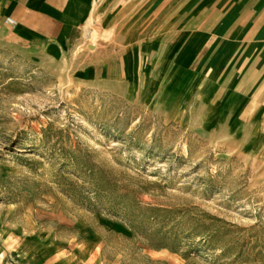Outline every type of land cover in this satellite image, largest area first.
Wrapping results in <instances>:
<instances>
[{"label":"rangeland","instance_id":"1","mask_svg":"<svg viewBox=\"0 0 264 264\" xmlns=\"http://www.w3.org/2000/svg\"><path fill=\"white\" fill-rule=\"evenodd\" d=\"M99 32L50 57L0 21V220L86 264H264L255 83L213 59V35L177 65L120 52L86 76L81 57L122 37Z\"/></svg>","mask_w":264,"mask_h":264},{"label":"crops","instance_id":"2","mask_svg":"<svg viewBox=\"0 0 264 264\" xmlns=\"http://www.w3.org/2000/svg\"><path fill=\"white\" fill-rule=\"evenodd\" d=\"M7 16L15 21L8 22ZM0 21L14 41L50 57L75 52L88 42L94 25L101 34L122 36L119 42L95 47L78 62L82 74L100 77L120 52L126 67L141 65L140 53L154 48L160 50L161 61L171 59L177 65L184 62L175 61L179 52L190 54L200 48V39L213 35L210 55L235 64L233 75L241 81L255 83L257 106L264 114V0H0ZM200 24L209 28H197ZM148 35L157 37L132 42V37ZM126 50L135 58L126 56ZM3 223L0 264H86L47 237L35 236L34 229Z\"/></svg>","mask_w":264,"mask_h":264},{"label":"built area","instance_id":"3","mask_svg":"<svg viewBox=\"0 0 264 264\" xmlns=\"http://www.w3.org/2000/svg\"><path fill=\"white\" fill-rule=\"evenodd\" d=\"M6 20L10 23H13L15 21L14 18H12L11 16H7Z\"/></svg>","mask_w":264,"mask_h":264}]
</instances>
